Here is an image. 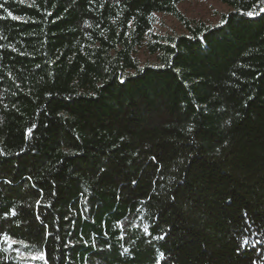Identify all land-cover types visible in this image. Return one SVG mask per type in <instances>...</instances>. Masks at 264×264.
Returning a JSON list of instances; mask_svg holds the SVG:
<instances>
[{
	"label": "trees",
	"instance_id": "trees-1",
	"mask_svg": "<svg viewBox=\"0 0 264 264\" xmlns=\"http://www.w3.org/2000/svg\"><path fill=\"white\" fill-rule=\"evenodd\" d=\"M184 1L0 0V264H264V0Z\"/></svg>",
	"mask_w": 264,
	"mask_h": 264
},
{
	"label": "rangeland",
	"instance_id": "rangeland-1",
	"mask_svg": "<svg viewBox=\"0 0 264 264\" xmlns=\"http://www.w3.org/2000/svg\"><path fill=\"white\" fill-rule=\"evenodd\" d=\"M187 17L191 19H201L207 23L217 25L220 21L222 13H226L229 9L226 5L218 0H185L179 6ZM155 31L160 35H175L185 32L179 21L172 15L158 14V21ZM140 59L142 62L147 60L154 61L145 52L141 51Z\"/></svg>",
	"mask_w": 264,
	"mask_h": 264
},
{
	"label": "snow or ice",
	"instance_id": "snow-or-ice-1",
	"mask_svg": "<svg viewBox=\"0 0 264 264\" xmlns=\"http://www.w3.org/2000/svg\"><path fill=\"white\" fill-rule=\"evenodd\" d=\"M0 7H2V6H0ZM261 11H264V9H261ZM246 15H248V16L251 17V16L255 15V13L252 12V11H248V12L246 13ZM8 16H9V17H12L13 19H19V17H15V16H13V14H12L11 12H8ZM221 23L223 24V23H225V21L222 20ZM29 131H31V130H29ZM153 159H155V158L153 157ZM11 214H12V215H15V211L13 210ZM245 215H246V214H245ZM145 231H147V229H146ZM158 239H163V237H162V236H161V237H158ZM4 240H5L6 242H8V241L11 240V238L5 234V235H4ZM245 243H247L246 240H245ZM39 259H44V256L41 255V256L39 257ZM160 259H164V254H163V253H160Z\"/></svg>",
	"mask_w": 264,
	"mask_h": 264
}]
</instances>
